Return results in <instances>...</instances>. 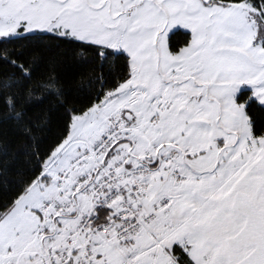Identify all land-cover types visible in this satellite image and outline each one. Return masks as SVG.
<instances>
[{"label":"snow or ice","instance_id":"6c2138e0","mask_svg":"<svg viewBox=\"0 0 264 264\" xmlns=\"http://www.w3.org/2000/svg\"><path fill=\"white\" fill-rule=\"evenodd\" d=\"M0 264H264V0H0Z\"/></svg>","mask_w":264,"mask_h":264}]
</instances>
